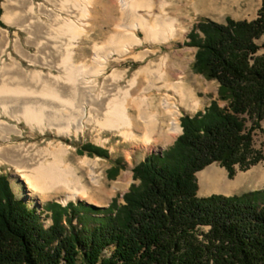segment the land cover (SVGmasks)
Segmentation results:
<instances>
[{"label":"trees","instance_id":"16d2710c","mask_svg":"<svg viewBox=\"0 0 264 264\" xmlns=\"http://www.w3.org/2000/svg\"><path fill=\"white\" fill-rule=\"evenodd\" d=\"M2 11L0 5V24ZM263 36L264 0L254 19L194 24L187 44L198 47L195 69L220 82L219 95L184 114L175 142L134 167L124 201L53 200L47 224L1 172L0 264H264V188L201 195L197 176L214 161L233 176L237 165L247 169L264 158L255 146L264 120ZM78 151L109 156L93 142Z\"/></svg>","mask_w":264,"mask_h":264},{"label":"bare ground","instance_id":"6f19581e","mask_svg":"<svg viewBox=\"0 0 264 264\" xmlns=\"http://www.w3.org/2000/svg\"><path fill=\"white\" fill-rule=\"evenodd\" d=\"M221 1L226 0H119L121 7L117 11L123 18L131 19L126 24L106 15L103 0H53L56 9L37 8L34 0H7L3 19L27 30V42L36 47V51L31 50L19 34L14 40L17 53L33 65L56 67L58 73L38 67L28 69L10 51L13 42L10 31H3L0 36V135L10 139L12 132L22 131L19 125L3 118L6 114L26 119L32 129L40 128L43 132L57 128L59 133L79 135L94 124L98 133L115 130L135 141L133 146L141 143L150 147L155 140L172 138L182 130L183 107L197 109L203 104L188 81L190 61L177 56L178 53L174 58L166 53L140 66L125 84L122 80L128 70L110 69V66L137 44L180 37L187 28L185 20L190 19L194 10L196 13L222 11L227 5ZM115 4L118 5L117 0H109L107 5L114 8ZM39 12H45L48 18ZM103 17H108V24L113 27L119 25L115 35L118 43L113 41L115 44L108 46L109 49L95 50L96 55L89 62L79 60L80 42L90 36L91 29L105 27L101 22ZM148 53L143 51L135 57L144 59ZM91 61L94 70L88 71ZM34 148V144L26 143L4 145L0 149V164L11 162L28 184L45 196L62 192L66 199H94V188L88 185V178L80 168H88V174L97 183L101 179L99 159L85 156L74 163L67 158L70 146L63 141ZM224 170L213 164L201 171L203 188L229 190L242 183L243 174L231 180Z\"/></svg>","mask_w":264,"mask_h":264},{"label":"rangeland","instance_id":"374dc122","mask_svg":"<svg viewBox=\"0 0 264 264\" xmlns=\"http://www.w3.org/2000/svg\"><path fill=\"white\" fill-rule=\"evenodd\" d=\"M7 0H1L0 5L3 7V11L1 14V18L3 20V24H0V36L3 35V31L8 29L10 31L12 37V43L10 46V51H12L15 55H17L24 63V65L31 69L33 67H38L44 69L47 72L58 73L56 67H46L41 64L33 65L28 60L23 59L16 51V46L14 44V40L17 36L22 37L24 43L33 51H36L35 45H32L27 42L28 31L20 28L17 24L8 23L5 19H3V14L5 11V2ZM118 1V5L115 4L114 8L108 7L109 0H103L104 8H107L106 15H110V18L115 21H124L126 24H130L131 19L128 17L125 19L121 16L119 10V6L121 7V3ZM263 0H226L221 1L227 7L224 10H210L198 12L193 11L190 19H186L184 25L187 27L184 34L178 38L170 37L166 41L155 42V41H147L144 44H137L134 48L120 61H113L110 69H114L119 67L120 69H127V75L123 78L122 83L125 84L128 82V79L134 74V72L142 65L148 63L153 59H160L164 54L170 53L174 58V54L178 53L179 57H186L189 62V70H188V81L195 90L197 91V95L202 99L203 104L199 106L197 109H189L183 107V111L181 114V125H182V116L184 114L194 115L198 111L204 109L207 105H209L214 98L219 95L220 82L217 79H209L202 73L198 72L195 69L194 63L196 59V54L198 51V47L195 45L187 44L188 33L193 29L194 24L202 18H213L220 22H227L228 16H232L236 19H254L258 14L259 10L262 6ZM37 8L45 7V9L53 7L56 9L53 0H34ZM221 7V6H220ZM204 8V7H203ZM220 9V8H219ZM42 17L48 18L45 12H39ZM108 17H103L101 22L105 25V27H95L91 29L90 36L85 37L80 42V47L78 51L79 60H91L92 57L94 59L95 50L100 49L105 50L110 47V45H114L116 41L115 35L117 34L118 27L112 26L108 24ZM116 21V22H117ZM123 22V23H124ZM108 24V26H106ZM116 29L114 32L112 30ZM116 32V33H115ZM141 35H144V32L141 31ZM260 44L264 43V36L257 40ZM116 43H118L116 41ZM112 48V47H111ZM109 49V48H108ZM143 51H149L148 55L144 59H138L135 57V54H140ZM264 51V49H262ZM5 57L9 58V54H5ZM182 59V58H180ZM183 60V59H182ZM94 64L92 61L90 65L87 66L88 71L93 69ZM94 70V69H93ZM104 76H102L103 80ZM222 105H226V101H221ZM136 111V110H135ZM74 116V113H73ZM3 118L7 119L11 124L19 125L22 129L21 133L12 132V138L7 139L0 135V149L3 148L4 145L14 144V143H26L27 145L34 144V150L38 149L41 146H46L49 142H60L63 141L70 146V153L67 157L70 161L74 163H78L82 160L83 157L89 156L92 158H97L100 161V165L98 167V172L101 173V179L99 182L94 183L93 179L88 174V168H80V172L85 174L88 178V185L94 188L93 196L94 199L90 200L87 197H76L66 199V194L57 193L51 196L43 195L39 190H36L34 187L30 186L26 179L22 176V172L16 170V167L11 164L9 161H3L0 164V172L8 173L11 176L12 184L16 192L20 197H23L31 206L36 207L37 211L42 214V217L45 218L47 224L52 223L51 218V210L48 209V203L53 200L61 201L62 203H68L69 201L75 202H87L88 204H97L100 206H109L110 202L114 197L120 196L123 199V196L126 191L130 188L131 184L136 180L134 176V167L151 152H162L169 146H171L178 136L182 133L180 130L176 133L172 138H160L158 140L153 141L152 146L146 147L143 144H139L137 146H133L136 144L135 141L131 139H126L121 133H118L115 130L107 129L103 131L101 134L95 129L94 124L89 125L85 132L76 135L75 133L65 134L59 133L57 128H47L45 132L41 131L40 128L32 129L26 119L20 120L17 117H10L6 114H3ZM252 122L249 121V124ZM11 133V132H10ZM9 133V134H10ZM86 142H93L97 145H101L109 150V156H102L100 154H88L87 151L85 153H80L78 148ZM255 146L257 149L262 151L264 154V120L262 121V128L255 129ZM122 162V163H119ZM121 164L119 174L116 177H111V169L118 167ZM216 166L217 168H225L224 172L229 177V179H236L240 174H243L242 183L236 187L229 190H213L207 191L203 188L200 172L209 167L210 165ZM222 170V169H221ZM200 189L199 193L201 195H210L212 193H225V194H234V193H242L247 190L264 188V158L261 159L258 163L253 164L251 167L244 169L240 165H237L235 174L231 176L229 169L227 166L223 165L220 161H214L211 164L207 165L202 170L197 173ZM124 201V199H123ZM113 247H108L105 251L106 254H111Z\"/></svg>","mask_w":264,"mask_h":264},{"label":"water","instance_id":"95a60500","mask_svg":"<svg viewBox=\"0 0 264 264\" xmlns=\"http://www.w3.org/2000/svg\"><path fill=\"white\" fill-rule=\"evenodd\" d=\"M198 173V172H197Z\"/></svg>","mask_w":264,"mask_h":264}]
</instances>
